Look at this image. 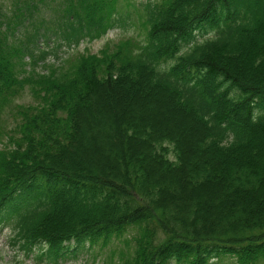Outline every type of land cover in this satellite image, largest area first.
<instances>
[{"label": "trees", "instance_id": "16d2710c", "mask_svg": "<svg viewBox=\"0 0 264 264\" xmlns=\"http://www.w3.org/2000/svg\"><path fill=\"white\" fill-rule=\"evenodd\" d=\"M123 2L14 0L0 13V227L55 262L72 242L107 246L131 232L120 264H261L264 0H147L138 52L81 54L64 71L21 77L24 59L38 66L57 41L122 25ZM44 8L51 26L37 20ZM26 85L36 102L16 104ZM122 97L146 113H115ZM107 121L117 171L93 172L76 159L85 129Z\"/></svg>", "mask_w": 264, "mask_h": 264}, {"label": "rangeland", "instance_id": "374dc122", "mask_svg": "<svg viewBox=\"0 0 264 264\" xmlns=\"http://www.w3.org/2000/svg\"><path fill=\"white\" fill-rule=\"evenodd\" d=\"M147 0H130V3H122L120 11L125 16V21L122 25L110 28L108 32L100 38L95 40H82L78 45L71 43V47L66 44L67 42H61L60 40L55 44V51L49 55L44 62H39L38 66L29 64L28 58H25V69L20 73L21 77L30 76L34 74L35 77L42 75H49L54 71H64L69 68L73 62H75L81 54H111L121 49L125 54H134L138 52V47L142 40L146 36V27L144 25V19L140 17L141 7ZM14 0H0V13L8 14L13 8ZM51 16V12L46 8L38 14L37 20H47L48 26H51L48 18ZM3 21V17H1ZM215 30L201 31L197 33L196 40L202 41L207 38L213 37ZM58 39V38H57ZM59 43V45L57 44ZM193 43V42H191ZM53 47V43L51 44ZM43 48L46 45L41 44ZM57 54V56H56ZM36 98L29 91V86H25L22 94L15 100L16 104H32L36 102ZM115 113L121 116H138L146 113V108L141 100L131 101L127 97L121 98L117 102V108ZM161 117L169 118L170 115L164 110L160 109ZM5 125L10 124L14 120V113L12 110H7L2 115ZM170 120V118H169ZM110 122L107 121L103 127H89L84 131V137L82 145L79 149L80 159L77 160L78 165L86 166L93 172L98 171H117L115 165L116 160L113 159L109 143L112 141L117 143L119 135L109 134ZM187 129V128H186ZM98 131L97 134H92ZM186 131V130H185ZM187 132V131H186ZM110 141V142H109ZM2 144L0 143V148ZM169 156L171 159L176 160L175 153L170 146ZM115 157V156H114ZM205 199V206L208 204L215 205L219 201L215 197H209ZM207 201V202H206ZM131 232H127L120 237H113L112 241L107 246L96 244L91 246L89 242H86L84 249H78L76 243L72 242V251L68 252L63 257L59 258L57 262L53 259L50 261L47 257L37 259V253L27 254L18 244L12 242V232L9 227H0V264H120L121 252L128 248L126 240L131 237ZM77 250L76 254L75 251ZM128 250V249H127ZM46 249L42 252L44 253ZM213 261V262H212ZM212 264H238L236 258L230 255H223L220 258L212 260ZM210 262V263H211ZM261 264H264L262 262Z\"/></svg>", "mask_w": 264, "mask_h": 264}]
</instances>
